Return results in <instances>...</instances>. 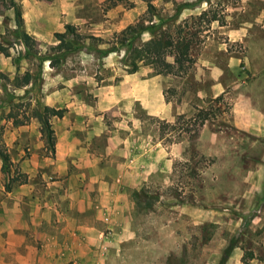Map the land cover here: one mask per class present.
I'll return each instance as SVG.
<instances>
[{
	"label": "rangeland",
	"instance_id": "1",
	"mask_svg": "<svg viewBox=\"0 0 264 264\" xmlns=\"http://www.w3.org/2000/svg\"><path fill=\"white\" fill-rule=\"evenodd\" d=\"M15 1L19 23L12 7L0 9V41L6 49L0 52V148L10 155V177L24 181L5 190L0 158V224L13 213L16 200L25 207L29 200L37 202L31 194L47 186L43 172L51 182L69 176L78 182L81 170L74 155L68 156L70 149L76 154L83 146L94 150L113 173L108 158L124 148L127 169L142 153L151 156L152 169L142 184L141 202L134 194L140 188L129 186L137 168L127 170L129 183H122L132 201L127 226L123 212L112 220L108 215L100 220V235L81 244L71 235L47 264H220L222 258V264H264V135L231 123L236 97L264 112V0H153L171 32L190 14L207 8L216 14L217 19L201 24L191 50L194 63L184 73H154L149 64L126 72L124 46L116 37L129 23L147 22L143 0ZM67 23L72 44L65 48L58 46L55 32ZM200 23L187 18L192 30ZM147 37L144 33L141 39ZM214 65L224 83L221 98L198 96L197 90H206L213 80ZM144 88L154 109L162 97L173 112L182 99L196 109L209 108L204 122L218 132L217 141L206 147L211 145L210 153L202 152L197 136L173 128L176 116L167 120L150 112L139 97ZM45 106L56 109L48 114L54 152L45 147L40 131ZM180 138V154L174 156L171 146ZM155 160L161 168H154ZM114 221L122 225L115 229ZM33 246L30 258L41 244Z\"/></svg>",
	"mask_w": 264,
	"mask_h": 264
},
{
	"label": "crops",
	"instance_id": "2",
	"mask_svg": "<svg viewBox=\"0 0 264 264\" xmlns=\"http://www.w3.org/2000/svg\"><path fill=\"white\" fill-rule=\"evenodd\" d=\"M197 64L199 65V62ZM210 73L213 80L210 81L206 90H197L198 96H205L207 93L216 96L224 91V83L219 79L220 68L214 65ZM139 97L142 104L150 112L152 111L167 120L177 114H193L197 110L195 105L182 99L178 103L175 102L176 108L173 112L172 103L165 102L163 97L162 103H159L158 108L154 109L155 102H150L149 92H145V88ZM231 112L232 125L248 132L264 135V112L252 108L250 102H245L243 97L234 99ZM217 137L218 132L204 122L199 129L196 140L199 145H203L202 152L209 154L211 145L209 149L206 147L210 143L216 142ZM179 146V140L173 142L171 153L174 156L180 154ZM161 148L156 146L155 150ZM124 150V148L123 150L118 149L110 154L108 159L114 167H112L113 173H109L105 162L100 163L94 150L83 146L81 154H76L74 150L70 149L68 156L74 155L75 158L72 161L81 170L80 179L75 180L78 181L77 183L72 182L70 176L67 181L51 182L46 177L49 176V173L43 172L41 179L46 180L47 186L42 192L38 189V192L34 193L36 195L31 194L37 202L34 203V200H29L30 205L25 207L16 200L13 213H10V217L0 224V261L3 262L2 264H47L48 261L55 259V252L61 249V245L64 247L71 242V235L80 244L87 242L88 237L94 238L100 235L102 232L100 228L102 221L100 220L108 215L109 217L112 216V220L113 214L123 212L124 219H122L125 226L130 219L128 211L132 204L130 199L125 198L127 187L122 184L129 183L128 180L130 179L126 178L127 172L131 171V166H136L137 171H135L134 178H131L129 184L131 189L135 190L147 180L152 169L151 156L144 153L138 158L133 156L134 158L131 160L128 159L131 166L129 165L127 169V159L122 157L125 154ZM161 150L163 151L164 148ZM138 160L143 161L139 163ZM157 167L161 168V165L156 161L154 168ZM119 180L121 184H118ZM63 182L64 188L60 189ZM104 205L108 208L104 209ZM120 225L122 224L119 221L110 224L115 229H118ZM36 243L41 244L39 253L37 252L36 257L32 255L30 258L28 252H36L33 246ZM3 244L7 246L4 247Z\"/></svg>",
	"mask_w": 264,
	"mask_h": 264
},
{
	"label": "trees",
	"instance_id": "3",
	"mask_svg": "<svg viewBox=\"0 0 264 264\" xmlns=\"http://www.w3.org/2000/svg\"><path fill=\"white\" fill-rule=\"evenodd\" d=\"M50 1V0H47ZM146 3L148 18L141 20L134 24H127L124 28L118 31L116 37V43L123 45V65L126 72H134L140 64H149L154 73H184L194 63L193 54L191 53L192 47L195 44L200 29L203 30L202 23L207 25L210 21L217 19L215 12L207 9H203L199 14H190L188 17L199 19L201 22L200 28L194 30L187 24V18H183V25L177 24L174 26V30L170 31V25L166 23V16L161 14L157 9L153 0H143ZM172 3L175 0H166ZM12 7L16 21H20V11L18 4L15 0H0V9ZM163 23L165 27H163ZM72 25L66 24L65 30L55 32V36L59 40L58 46L70 47L72 39H68L66 34L72 32ZM147 33L146 39H141L142 34ZM26 38H29L27 33H23ZM117 47H109L103 50L104 54H108L110 51L115 50ZM0 52L6 53V49L0 41ZM170 57V58H169ZM221 98V95L215 97V99ZM44 115L39 114L41 121V134L44 137L45 147L54 152L55 135L54 130L48 118V114L56 112V109L50 106H45ZM209 108H199L196 112L186 116L184 113L177 114L172 125L178 122V125H174L178 129V132L186 131L190 132L191 138L198 135L199 129L206 119L210 117ZM183 124H190L192 127H183ZM181 139V138H180ZM178 139V140H180ZM1 158V170L6 175L4 181L5 190L9 191L13 186L24 181L19 177H10V155L6 150L0 148ZM144 186L140 187L136 191V202H141L145 197ZM221 259L220 264L223 263Z\"/></svg>",
	"mask_w": 264,
	"mask_h": 264
}]
</instances>
